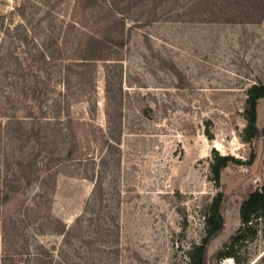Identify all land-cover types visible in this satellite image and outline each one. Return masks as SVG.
Returning <instances> with one entry per match:
<instances>
[{"label":"rangeland","instance_id":"1","mask_svg":"<svg viewBox=\"0 0 264 264\" xmlns=\"http://www.w3.org/2000/svg\"><path fill=\"white\" fill-rule=\"evenodd\" d=\"M264 0H0V264H189L219 188L224 225L264 185L246 89ZM254 161L249 163L251 155ZM238 264H264V217Z\"/></svg>","mask_w":264,"mask_h":264},{"label":"trees","instance_id":"2","mask_svg":"<svg viewBox=\"0 0 264 264\" xmlns=\"http://www.w3.org/2000/svg\"><path fill=\"white\" fill-rule=\"evenodd\" d=\"M246 103L244 116L246 125L243 129V140L252 143L259 134L258 126V104L264 98V82L253 83L246 89ZM254 161V154L251 155L249 163ZM240 158L231 154H221L214 149L211 162V172L214 182L219 188L213 196L205 212L206 236L199 243H194L192 249L188 251L189 264H206L207 243L209 238L221 230L224 225L222 213L225 201V193L220 189L222 170L229 164H241ZM240 225L236 231L225 241L217 253V259L221 262L224 257L232 256L236 262L241 263L239 251L243 243L248 239H254L258 234L257 221L264 217V185L250 191L248 196L242 201L240 206Z\"/></svg>","mask_w":264,"mask_h":264},{"label":"built area","instance_id":"3","mask_svg":"<svg viewBox=\"0 0 264 264\" xmlns=\"http://www.w3.org/2000/svg\"><path fill=\"white\" fill-rule=\"evenodd\" d=\"M222 264H238L234 257L227 256L221 260Z\"/></svg>","mask_w":264,"mask_h":264},{"label":"water","instance_id":"4","mask_svg":"<svg viewBox=\"0 0 264 264\" xmlns=\"http://www.w3.org/2000/svg\"><path fill=\"white\" fill-rule=\"evenodd\" d=\"M263 131H264V129H263ZM215 234H216V233H214L213 235H215ZM213 235H212V236H213ZM210 239H211V238H210Z\"/></svg>","mask_w":264,"mask_h":264}]
</instances>
